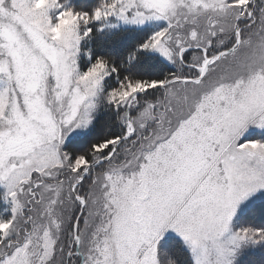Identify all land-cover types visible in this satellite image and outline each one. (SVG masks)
<instances>
[{
  "label": "snow or ice",
  "instance_id": "snow-or-ice-1",
  "mask_svg": "<svg viewBox=\"0 0 264 264\" xmlns=\"http://www.w3.org/2000/svg\"><path fill=\"white\" fill-rule=\"evenodd\" d=\"M0 264H264V0H0Z\"/></svg>",
  "mask_w": 264,
  "mask_h": 264
}]
</instances>
